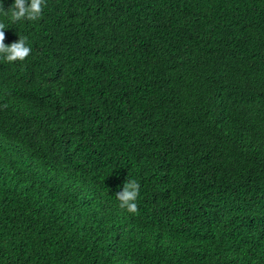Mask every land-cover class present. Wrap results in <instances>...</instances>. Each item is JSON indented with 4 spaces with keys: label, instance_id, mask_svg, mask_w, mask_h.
I'll use <instances>...</instances> for the list:
<instances>
[{
    "label": "trees",
    "instance_id": "trees-1",
    "mask_svg": "<svg viewBox=\"0 0 264 264\" xmlns=\"http://www.w3.org/2000/svg\"><path fill=\"white\" fill-rule=\"evenodd\" d=\"M0 22L32 49L0 58V264H264V0Z\"/></svg>",
    "mask_w": 264,
    "mask_h": 264
},
{
    "label": "clouds",
    "instance_id": "clouds-1",
    "mask_svg": "<svg viewBox=\"0 0 264 264\" xmlns=\"http://www.w3.org/2000/svg\"><path fill=\"white\" fill-rule=\"evenodd\" d=\"M46 0H14V4L7 10L0 7V12L9 16L14 24L21 20L36 21L42 18L43 9ZM5 23L0 22V58L8 63L24 61L31 54V47L28 45L27 36H19V39L10 45L5 43L6 29ZM3 107H7L4 105ZM140 194V184L135 179H126L121 191L115 193L119 201V208L128 213H138V204L136 203Z\"/></svg>",
    "mask_w": 264,
    "mask_h": 264
}]
</instances>
